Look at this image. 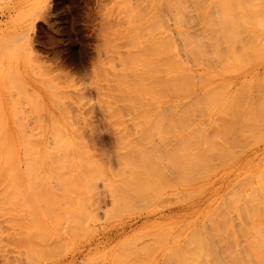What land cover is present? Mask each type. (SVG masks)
<instances>
[{"label":"rangeland","instance_id":"374dc122","mask_svg":"<svg viewBox=\"0 0 264 264\" xmlns=\"http://www.w3.org/2000/svg\"><path fill=\"white\" fill-rule=\"evenodd\" d=\"M198 1L0 0V264H264V0Z\"/></svg>","mask_w":264,"mask_h":264},{"label":"bare ground","instance_id":"6f19581e","mask_svg":"<svg viewBox=\"0 0 264 264\" xmlns=\"http://www.w3.org/2000/svg\"><path fill=\"white\" fill-rule=\"evenodd\" d=\"M171 1H172V0H171ZM194 1H196V0H194ZM197 1H198V0H197ZM212 1H213V0H212ZM217 1H220V0H217ZM230 1H231V0H230ZM233 1H235V0H233ZM237 1H238V3L240 2L239 0H237ZM243 1H244V0H243ZM243 1L241 0L240 5L237 4V6H236V4H234V6H235L234 8H236L237 11H236V9L232 8V7H233V5H232L233 2H232V1H231V2L228 1L229 3L226 2V3H228V7H227L226 5H224V4H225V2H224V4H223L224 6H223V7H224V8L227 7V8H226L227 10L225 9V11L230 12V10H232V12H231L230 14L226 13V15L228 14V15H229L228 17H230V15H231L232 17H234L233 15H236V16H238L239 18H240V16H241V19L243 18L242 20H244L245 22L242 21L241 19H239V18H237V17L235 16V21L238 20V22H236V23H238V25H244V24H247L248 22H251V19H252V22H253V23H250V25H251V24H255V23H254L255 19H253L254 17L252 18L253 13H252V15L250 14L251 12H250L249 14H247V13H248V7H247V10H246V8H244V9H243V7L241 8V6H242V2H243ZM260 1H261V0H260ZM175 2H176V1L174 0V4H172V5H173L174 7H177V6H178V7H177L178 9H176V8H175V9L173 8V9H174L175 11L178 10V11H177L178 13H179V9H180V8L182 9V8H186V7H187V6L184 7V6H185V4H183L184 2L181 3L180 0H179L178 2H176V3H175ZM179 2L181 3L180 8H179V5H180ZM185 2H187V1H185ZM189 2H190V0H189ZM198 2H199V4H200V3H201V0L198 1ZM204 2H205V1H204ZM210 2H211V0H210ZM215 2H216V1H213V3H215ZM222 2H223V1L221 0L220 3H222ZM244 2H245V1H244ZM244 2H243V3H244ZM247 2H248V1H246V4H247ZM196 3H197V2H196ZM196 3H195V4H196ZM202 3H203V0H202ZM218 3H219V2H218ZM230 3H231V4H230ZM236 3H237V2H236ZM250 3H251V2H250ZM182 4H183L184 6H183ZM215 4H217V2H216ZM172 5H171V6H172ZM176 5H177V6H176ZM200 5H201V4H200ZM202 5H204V4H202ZM207 5H208V4H207ZM210 5H211V6H210ZM218 5H219V7L217 8V5H215L216 7H214V5L212 6V4H209L208 7H209V6H210V7H209L208 9H210V10H208V13H210V11H211V7H214V8H212V9H213V10H214V9H215V10L218 9L219 11L217 10V12H220V14L222 15V16H221V19H222V17L225 18V19H227L228 17L224 14V12H225V11H224V8L221 7V9H219V8H220V5H222V4H218ZM251 5H252V4H251ZM182 6H183V7H182ZM188 6H189V5H188ZM196 6H197V5H196ZM229 6H230V7H229ZM243 6H244V4H243ZM247 6H248V4H247ZM197 7H199V6H197ZM201 7H203V6H201ZM204 7L206 8V6H204ZM244 7H245V6H244ZM187 8H189V7H187ZM231 8H232V9H231ZM238 8L242 9L243 11L245 10V14H244V12L239 11ZM249 8H250V7H249ZM181 9H180V12H182ZM203 9H204V8H203ZM222 9H223V10H222ZM251 9H252V8H251ZM182 10H183V9H182ZM185 10H186V9H185ZM201 10H202V9H201ZM206 10H207V8H206ZM213 10L211 11V13L213 12ZM220 10H222V11H220ZM187 11H188V10H187ZM223 11H224V12H223ZM233 11H234V13H233ZM172 12H173V11H172ZM177 12H176V14H174V15H177V14H178ZM214 12H215V11H214ZM217 12L213 13L214 15H212V16L214 17V16L217 14ZM222 12H223V13H222ZM236 12H237V14H236ZM240 12H241V13H240ZM246 12H247V13H246ZM259 12H260V11H259ZM184 13H185V12H184ZM211 13H210V15H211ZM261 13H262V10H261ZM179 14H180V13H179ZM220 14H219V15H220ZM232 14H233V15H232ZM184 15H185V17H186V14H184ZM189 15H190V14H189ZM210 15H209V16H210ZM223 15H225L227 18H226L225 16H223ZM244 15H245V16L248 15V16L245 17ZM250 15H251V16H250ZM180 16H181V15H180ZM180 16H178V17H180ZM242 16H244L245 18L242 17ZM249 16H250V17H249ZM182 17H183V15H182ZM185 17H183V18H185ZM189 17H190V16H189ZM210 17H211V16H210ZM213 17H211L209 20H211V19L213 20ZM207 18H208V16H207ZM214 18H215V17H214ZM216 18H219V17L216 16ZM216 18L214 19L215 22H216V20H217ZM236 18H237V19H236ZM246 18H248L247 21L245 20ZM219 19H220V18H219ZM221 19H220V20H221ZM229 19H230V18H228V20H229ZM232 19L234 20V18H232ZM186 20H188V19L186 18ZM207 20H208V19H207ZM209 20H208V21H209ZM212 20L209 21L210 24H211V22L213 23ZM228 20H227V21H228ZM257 20H258V19H257ZM221 21H222V20H221ZM230 21H231L230 24L233 25L234 22H232V20H230ZM259 21H260V20H259ZM262 21H263V20H262ZM187 22H189V21H187ZM206 22H207V21H206ZM215 22H214V23H215ZM217 22L220 23L218 20H217ZM239 22H240V24H239ZM241 22H244V23L242 24ZM246 22H247V23H246ZM214 23H213V24H214ZM221 23L224 25V27H223V25H221ZM221 23H220V25H219L220 28H222L221 31L224 30V31L226 32V30L228 31V29H230V27L227 26L228 24H226V23H229V21H228V22L225 21V24H226V25H225L223 22H221ZM213 24H211V25H213ZM216 24H217V23H216ZM234 24H235V23H234ZM258 24H259V23H258ZM184 25H186V24H184ZM214 25H215V24H214ZM214 25H213V26H214ZM213 26H211V27H213ZM215 26H216V25H215ZM221 26H222V27H221ZM225 26H227V28H226ZM230 26H231V25H230ZM209 27H210V26H209ZM211 27H210V28H211ZM217 27H218V26H217ZM217 27H214V28H217ZM232 27H233V26H232ZM238 27H239V26H238ZM246 27H248V26H246ZM252 27H253V25H252ZM214 28H212V29L214 30ZM223 28H226V29H223ZM236 28H237V27H236ZM239 28H240V27H239ZM242 28L244 29V26H243ZM250 28H251V27H250ZM218 29H219V27L217 28V31L219 32ZM233 29H234V28H233ZM233 29L231 28V30H233ZM251 29H253V28H251ZM173 30H174V29H173ZM209 30H211V29H209ZM213 30H212V31H213ZM248 30H249V29H248ZM248 30H247V31H248ZM214 31H215V30H214ZM217 31H216V32H217ZM221 31H220V32H221ZM235 31H236V30H235ZM235 31H234V32H235ZM237 31H238V34H239V32H240V33L243 32L242 30L240 31V29H238ZM220 32H219V33H220ZM228 32H229V31H228ZM251 32H252V31H251ZM254 32H255V30H254ZM222 33H223V32H222ZM222 33H221V35L224 36V37H225V35L228 34V33H227V34H222ZM235 33H237V32H235ZM244 33H245V32H244ZM248 33H250V31H249ZM248 33H247V34H248ZM181 34H182V33H181ZM183 34H184V33H183ZM183 34H182V36H183ZM238 34H237V36H238ZM250 34L252 35V33H250ZM184 35H185V34H184ZM243 35H244V34H241V35L238 36V38H237L238 41H237V44L235 45V47L239 45V48H238V49L235 48V49L237 50L236 52H238V53H240V51H242V49L245 50V47L243 48V46H246V45H249V46H250V44H251V43H249V44L246 43V42H249L250 39H247V38H248V37H246L247 35H246V36L244 35L245 39H247V40H245L244 37H243ZM248 35H249V34H248ZM254 35H255V34H254ZM187 36H188V35H187ZM167 37H169V36H167ZM224 37H222V38L224 39ZM230 38H231V37H230ZM249 38H251V36H249ZM257 38H258V37H257ZM257 38H256V40H257ZM261 38H262V37H261ZM184 39H185V38H184ZM184 39H183V40H184ZM227 39H229V38H227ZM237 39H236V40H237ZM254 39H255V38H254ZM187 40H188V39H187ZM230 40H231V39H230ZM230 40H228V41H230ZM244 40H245V42H244ZM259 40H260V38L258 39V41H259ZM168 41H170V39H169ZM181 41H182V40H181ZM200 41H201V40H200ZM242 41H243L244 43H246V45H245V44H242ZM250 41H251V40H250ZM159 42H160V41H159ZM159 42H158V41L156 42V46H157V47H158V45H160ZM182 42H183V41H182ZM185 42H186V40H185ZM185 42H184V43H185ZM201 42H202V41H201ZM201 42H200V43H201ZM235 42H236V41H235ZM157 43H158V44H157ZM184 43H182V44H184ZM238 43H239V44H238ZM255 43H257V42H255ZM168 44H169V43H168ZM198 44H199V43H198ZM215 44H216V43H215ZM232 44H233V43H232ZM170 45H171V44H170ZM184 45H185V44H184ZM255 45H256V44H255ZM186 46H187V45H186ZM249 46H246V50H245V51H247V50H249L250 48H252V46H250V48H248ZM182 47H183V46H182ZM158 48H159V47H158ZM158 48H157V50H159ZM183 48H184V47H183ZM247 48H248V49H247ZM253 48H254V47H253ZM187 49H189V48H187ZM160 50H163V49L160 48ZM184 50H185V49H184ZM184 50H183V51H180V52H184ZM238 50H240V51H238ZM250 50L253 52V49H250ZM255 50H257V49H255ZM167 51H168V50H167ZM185 51H186V50H185ZM198 51H199V50H198ZM203 51H204V50H203ZM245 51H244V52H245ZM251 51H250V52L247 51L246 54H248V55L250 56L251 54H249V53H251ZM178 52H179V51H178ZM189 52H190V51H189ZM189 52H188V53H189ZM193 52H194V51H192V54H193ZM196 52H197V51H196ZM196 52H194V55H196ZM199 52H200V51H199ZM205 52H206V51H205ZM242 52H243V51H242ZM242 52H241V53H242ZM243 54H244V53H242V56H241V57L238 56V57H239V59H238L239 61L237 60V61L240 62L241 64L244 62V58H243V60H241L242 57H243L244 55L247 56L246 54H244V55H243ZM252 54H253V53H252ZM254 54H255V53H254ZM171 55H172V54H171ZM171 55H170V57H171ZM198 55H199V54H198ZM236 55H237V53H236ZM240 55H241V54H240ZM173 56H174V55H173ZM245 56H244V57H245ZM249 56H247L245 59H247V60L250 59L251 57H249ZM142 57H144V56H142ZM145 57H146V56H145ZM174 57H175V56H174ZM174 57H172L171 59H175ZM194 57H195V56H194ZM235 57H236V56H235ZM157 58H158V57H157ZM240 58H241V59H240ZM252 58H253V57H252ZM147 59H148V58H147ZM169 59H170V58H169ZM176 59H177V58H176ZM176 59H175V60H176ZM144 60H145V58H144ZM240 60H241V61H240ZM250 60H251V59H250ZM149 61H151V60H149ZM164 61H165V60H164ZM176 61H178V60H176ZM176 61L173 60V62H175V66L177 65ZM242 61H243V62H242ZM261 61H262V60H261ZM138 62H140V61H138ZM142 62H143V61H142ZM153 62H154V61H153ZM157 62H158V61H157ZM245 62H246V60H245ZM247 62H248V61H247ZM251 62H252V61H251ZM258 62H259V61H258ZM149 63H151V62H149ZM248 63H249V62H248ZM248 63H247V65H248ZM260 63H262V62H260ZM260 63H259V64H260ZM146 64H148L147 61H146ZM146 64H145V65H146ZM156 64H158V63H156ZM156 64H155V65H156ZM243 64L245 65V63H243ZM253 64H254V63H253ZM256 64H257V62H256ZM256 64H254L255 66H253V65L251 64V66H249L248 68L246 67V69H242V67H243V68L245 67V66H243V65H240V66H239V67L242 66L241 68H238V65H237L238 70L241 69V70H239V72H237L238 74L235 75V77L237 76L235 81L238 82V85H239V83H241V85H243L244 83H245V84H246V83H249L250 80H251L252 78H254V77H256V76L258 77V76H260L262 73L264 74V62H263V64H262L261 66H258V65H256ZM181 65H182V64H181ZM147 66H148V65H147ZM147 66H146V67H147ZM151 66H153V65H151ZM177 66H178V65H177ZM183 66H184V65H183ZM149 67H150V64H149ZM168 67H169V65H168ZM170 67H171V68L174 67L173 64L170 65ZM179 67H180V66H179ZM179 67H178V69H180ZM151 68H152V67H151ZM155 68H156V67H155ZM176 68H177V67H176ZM176 68L174 67V69H176ZM181 68H182V67H181ZM237 68L234 67V69H235L236 71H237ZM147 70H148V69H147ZM153 70L155 71L156 69H154V67H153ZM176 70H177V69H176ZM151 71H152V70H151ZM135 72H136V71H135ZM136 73L138 74V77H139V73H138V72H136ZM142 73H143V74H142L143 77L146 78V77L144 76V74L147 73V72H145V73L142 72ZM260 73H261V74H260ZM147 74H148V73H147ZM147 74H146V75H147ZM138 77H136V78H138ZM141 77H142V76H141ZM148 77H149V76H148ZM148 77H147V78H148ZM261 77H262V75H261ZM144 78H143V79H144ZM150 78H152V77H150ZM247 79H249V80H247ZM257 79H258V78H257ZM259 79H261V78H259ZM259 79H258V80H259ZM141 80H142V79H141ZM141 80H140V82H141ZM145 80H146V79H145ZM145 80H144V81H145ZM149 80H150V79H149ZM152 80H153V79H152ZM152 80H151V81H152ZM252 80H253V79H252ZM252 80H251V81H252ZM261 80H262V79H261ZM261 80L258 81V83H257V81H256V83H255V82H254V83H255L256 85H258L259 83H261ZM137 81H138V80H137ZM137 81H136V83H137ZM144 81L142 80V82H144ZM151 81H150V82H151ZM174 81H175V80H174ZM235 81H234V79H233V82H232V83H233V84H234V83L236 84ZM246 81H248V82H246ZM138 82H139V81H138ZM154 82H156V81L154 80ZM152 83H153V81H152ZM158 83H159V82H158ZM252 83H253V82H252ZM263 83H264V82H263ZM159 84H160V83H159ZM159 84H156V85H159ZM249 84H250V83H249ZM249 84H248L247 86H249ZM145 85H146V84H144L143 86H145ZM148 85H149V84H148ZM148 85H147V86H148ZM241 85H240V87H242ZM261 85H262V83L260 84V86H261ZM135 86L138 87V86H139V83H138V86H137V85H135ZM143 86L141 85V87L143 88L142 90H144V88H145V87H143ZM244 86H245V85H244ZM253 86H254V84H253ZM263 86H264V85H263ZM150 87H152V86H150ZM154 87H155V86H154ZM154 87H153V88H154ZM157 87H158V86H157ZM186 87H187V85H186ZM186 87H185V88H186ZM245 87H246V86H245ZM245 87H244V88H245ZM249 87H250V86H249ZM249 87H248V88H249ZM261 87H262V86H261ZM261 87H260V88H261ZM139 88H140V87H139ZM185 88H184V90L187 89V88H186V89H185ZM238 88H239V87H238ZM244 88L242 87V89H244ZM253 88H255V87H253ZM260 88H259V87L257 88V86H256V89H257V90L260 89ZM262 88H263V87H262ZM262 88H261V89H262ZM148 89L150 90L149 87H148ZM151 89H152V88H151ZM236 89H237V88H236ZM145 90H147V89L145 88ZM180 90H182L181 87H180ZM238 90H241V88L238 89ZM245 90H246V89H245ZM249 90H250V89H249ZM249 90H248V91H249ZM257 90H256V91H257ZM147 91H148V90H147ZM147 91H146V92H147ZM177 91H179V90H177ZM144 92H145V91H144ZM239 92H240V91H239ZM239 92H238V94H239ZM254 92H255V90H254ZM206 93H207V92H206ZM242 94H243V93H242ZM251 94H254V93H251ZM205 95H206V94H205ZM258 96H259V95H258ZM258 96H257V97H258ZM208 97H209V96H208ZM208 97H207V98H208ZM248 97H249V96H248ZM252 97H253V96H252ZM146 98H147V97H146ZM154 98H156V97H154ZM238 99H239V98H238ZM244 99H246V98H244ZM247 99H248V98H247ZM254 100H255V99H254ZM258 100H259V99H258ZM252 101H253V100H252ZM258 103H259V102H258ZM231 106H232V105H231ZM223 109H226V108H223ZM230 110L232 111V109H230ZM224 111H225V110H224ZM229 112H230V111H229ZM223 114H224V113H223ZM223 114H222V115H223ZM219 115H221V114H219ZM222 115H221V116H222ZM227 115H228V114H227ZM216 118H217V117H216ZM218 118H220V116H219ZM241 118H242V117H241ZM220 119H221V118H220ZM220 119H219V120H220ZM223 119H226V118H223ZM223 119H222V120H223ZM229 119H230V118H229ZM222 120H221V121H222ZM227 121H228V120H227ZM230 121H231V120H230ZM224 122H225V120H224ZM245 122H246V121H245ZM221 123H222V122H221ZM238 123H239V122H238ZM226 125H227V124H226ZM235 125H236V124H235ZM224 127H225V126H224ZM232 127H233V126H232ZM234 128H235V127H234ZM224 129L226 130V128H224ZM224 129H222V131H223ZM230 129H231V128H230ZM230 131H231V130H230ZM236 132H237V131H236ZM238 132H240V131H238ZM242 132H243V131H242ZM225 133H226V132H225ZM229 134H230V133H229ZM231 134H232V132H231ZM238 134H239V133H238ZM245 138H246V137H245ZM245 138H244V139H245ZM248 138H249V137H248ZM222 139H223V138H222ZM240 139H241V138H240ZM230 140H231V138H230ZM243 141H244V140H243ZM245 141H246V140H245ZM236 142H237V141H236ZM249 143H250V142H249ZM0 144H2V143H0ZM25 144H26V143H25ZM238 144H239V143H238ZM240 144H241V143H240ZM240 144L238 145V147H240ZM242 144H243V143H242ZM6 145H7V144H5L4 148L7 147V146L9 147V145H7V146H6ZM27 145H28V143H27ZM27 145H25V152H26V150H27V149H26V148H27V147H26ZM63 145H64V144H63ZM61 146H62V145H61ZM65 146H66V145H65ZM69 146H70V145H69ZM241 146H242V145H241ZM11 147H12V146H11ZM11 147H10V150H9L10 152H9L8 154H10L11 152H12V154L14 153L13 148H12V150H11ZM63 147H64V146H63ZM220 147H221V145H220ZM225 147H226V146H225ZM64 148H65V147H64ZM70 148H71V146H70ZM218 148H219V147H217V149H218ZM243 148H244V146H243ZM247 148H248V147H247ZM8 149H9V148H8ZM8 149H7V150H8ZM65 149H66V148H65ZM65 149H64V150H65ZM64 150H63V151H64ZM67 150H70V149L68 148ZM229 150H230V149H229ZM5 151H6V149H5ZM5 151H4V152H5ZM263 151H264V149H263ZM263 151H262V152H263ZM4 152H2V153L5 154ZM65 152H66V151H65ZM219 152H220V151H219ZM219 152H218V153H219ZM227 152H228V151H227ZM262 152H261V153H262ZM8 154H7V156H8ZM14 154H15V153H14ZM66 154H67V152H66ZM68 154H69V153H68ZM239 154H241V153L239 152ZM1 155H2V154H1ZM10 155H11V154H10ZM213 155H214V154H213ZM220 155H222V153H221ZM247 155H248V154H247ZM256 155H257V156H256ZM3 156H4V155H3ZM5 156H6V155H5ZM12 156H13V155H12ZM227 156H228V155H227ZM248 156H249V157H247L246 159L243 160L244 163H243L242 161H241L240 163H241V164H242V163H243V164H247V163H250V164H251L252 161H253V162L257 161V158H259L260 154H253V156H250V155H248ZM202 157H203V156H202ZM234 157H235V156H234ZM234 157H232V158L234 159ZM45 158H46V157H45ZM263 158H264V156L261 157V158L259 159L258 163H257V162H255V163H257V164L261 163V161L263 160ZM213 159H215V158H213ZM200 160H201V159H200ZM2 161H4V160H2ZM207 161H208V159H207ZM201 162H202V161H201ZM211 162H212V160H211ZM1 163H2V162H1ZM240 163H239V164H240ZM2 164H3V163H2ZM4 164H5V162H4ZM195 164H196V163H195ZM201 164H202V163H201ZM241 164H240V166H241ZM26 165H28V164H26ZM80 165H81V163H80ZM210 165H211V164H210ZM212 165H214V164H212ZM0 166H2V165H0ZM6 166H7V165H6ZM28 166H29V165H28ZM28 166H27V167H28ZM43 166H44V165H43ZM45 166H46V164H45ZM81 166H82V165H81ZM197 166H198V165H197ZM246 166H248V164H247ZM251 166H252V165H251ZM46 167H47V166H46ZM25 168H26V167H25ZM31 168H32V167L30 166V169H31ZM250 168H251V167H250ZM5 169H7V168H5ZM26 169L28 170L29 168H26ZM33 169H34V167H33ZM35 169H36V167H35ZM188 169H189V168H188ZM263 169H264V168H263ZM183 170H184V169H183ZM0 171H1V170H0ZM28 171H29V170H28ZM28 171H26V174L28 173ZM34 171H35V170H34ZM262 171H263V170H262ZM13 172H14V171H13ZM24 172H25V171H24ZM30 172H31V171H30ZM178 172H179V171H178ZM1 173H2V172H1ZM33 173H34V172L32 171V174H33ZM179 173H181V172H179ZM189 173H190V172H189ZM195 173H196V172H195ZM3 174H4V173H3ZM3 174H2V175H3ZM7 174H9V173H7ZM17 174H18V172H17ZM187 175H188V174H187ZM5 176H6V174H5ZM8 176H9V175H7L6 177L8 178ZM14 176H15V174H13V177H14ZM17 176H18V175H17ZM21 176H22V175H21ZM26 176H28L27 181H32V186H31V183H30V182L28 183V184H30V187H31V188H33L34 186H36L35 183H37V186H38V185H41L40 182H39V184H38V182L35 181L36 179L34 178V176L30 175V177H31V176L33 177L32 179L29 177V173H28ZM26 176H25V177H26ZM190 176H191V175H190ZM261 176H262V175H261ZM261 176H260V177H261ZM10 177L12 178V175L9 176V179H8V180H10ZM172 177H173V176H172ZM180 177H181V176H180ZM263 177H264V174H263ZM263 177H261V178H263ZM3 178H4V180H5V177H3ZM15 178H16V177H15ZM15 178H12V179H14V180H12L13 183L16 181ZM17 179L20 180V178H17ZM28 179H30V180H28ZM33 179H35V180H33ZM73 179H74V178H73ZM180 179H181V178H180ZM247 179L250 180L249 177H248ZM1 180H2V178H1ZM38 180H39V179H38ZM168 180H169V179H168ZM263 180H264V179H262V181H261V179H260V182L263 183ZM20 181H21V180H20ZM20 181H19V182H20ZM76 181L78 182V180H75V182H76ZM169 181H170V180H169ZM242 181H243V179H242ZM0 182L3 183V181H0ZM8 182H9V181H8ZM33 182H35V183H33ZM69 182H71V181H69ZM75 182H74V184H75ZM77 182H76V183H77ZM171 182H172V181H171ZM239 182H240V181H239ZM17 183H18V181L15 182L14 184L17 185ZM24 183H25V182H24ZM41 183H42V182H41ZM72 183H73V182H72ZM72 183H69L70 186H71ZM172 183H173V182H172ZM262 183H260V184H262ZM3 184H4V183H3ZM3 184H2V186H3ZM33 184H35V185L33 186ZM74 184H72V185H74ZM170 184H171V183H170ZM245 184H247V183H245ZM7 185H8V184H7ZM10 185H11V184H10ZM12 185H13V184H12ZM21 185H22V187H21ZM43 185H44V184H43ZM43 185H42V187H43ZM77 185H78V183H77ZM236 185H237V183H236ZM242 185H243V184H242ZM263 185H264V183H263ZM4 186H6V185L4 184ZM78 186H79V185H78ZM174 186H175V185H174ZM234 186H235V185H234ZM234 186H233V187H234ZM238 186H239V183H238ZM238 186H237L236 188H238ZM7 187H9V185H8ZM10 187H12V186H10ZM13 187H15V189H13V191L15 192V190H17L18 192L22 193L21 195H23V198H24V197L27 198L29 195H31V197H32V194L34 195V193H35L37 190L39 191L38 188H40V187H37V188L35 187V188L37 189V190H34L35 192H34L32 189L29 190V191H27V190H25V189H26V183H25V185H23L22 182H21L19 188H20V189H23V191L20 190L19 188H18L19 190L16 189L17 187H16L15 185H14ZM44 187H45V185H44ZM261 187H262V188H261ZM261 187H259V189L262 190V191H264V190H263V189H264V188H263L264 186H261ZM3 188H4V187H3ZM234 188H235V187H234ZM236 188H235V189H236ZM239 188H240V187H239ZM257 188H258V187H257ZM257 188H256V189H257ZM4 189H5V188H4ZM11 189H12V188H11ZM33 189H34V188H33ZM42 189H43V190H41L42 193H40V194L45 193V192H46L45 190L47 189V187L42 188ZM259 189H257V191H258ZM239 190H240V189H239ZM260 190H259V194H258L259 196H260ZM13 191L10 190L11 193H12ZM17 191H16V192H17ZM30 191H33L34 193L30 194V193H31ZM47 191H48V189H47ZM240 191H241V190H240ZM253 191H254V193H255V188H254ZM257 191H256V193H258ZM6 192H7V191H6ZM25 192H29V193L26 194ZM230 192H231V191H230ZM2 193H3V192H2ZM237 193H239V192H237ZM254 193H252V196H253ZM0 194H1V192H0ZM4 194H5V193H4ZM8 194H9V193H8ZM12 194H14V193H12ZM35 194H36L37 196H38V195L40 196V194H39L38 192L35 193ZM46 194H47V193H45L44 195L46 196ZM48 194H50L49 191H48ZM261 194H262V193H261ZM16 195H17V194H16ZM27 195H28V196H27ZM233 195H234V194H233ZM243 195H244V194H243ZM255 195H256V194H254V200H255V202L257 203V202H259V200L257 199L259 196L256 195L257 197H255ZM262 195H263V194H262ZM262 195H261V196H262ZM5 196L7 197V195H5ZM11 196H13V195H11ZM42 196H43V195H42ZM42 196L40 197L41 199H42ZM47 196H48V195H47ZM234 196H238V194H237V195H234ZM0 197H1V196H0ZM9 197H10V196L8 195V198H9ZM13 197H14V196H13ZM16 197H19V196H16ZM35 197H36V196H35ZM35 197H32V198L35 199ZM231 197H232V196H231ZM243 197H244V196H243ZM243 197H242V198H243ZM262 197H263V196H262ZM10 198H11V197H10ZM10 198H9V199H10ZM23 198H22V200H23ZM32 198H31V199H32ZM37 198H38V197H37ZM37 198L35 199V201H36V200L38 201V199H40V198H38V199H37ZM46 198H47V197H46ZM259 198H261V197H259ZM263 198H264V197H263ZM263 198H261V206H260V210H262V211H263L262 206H264V205H263V204H264V199H263ZM11 199H12V198H11ZM14 199H15V201H16V198H14ZM29 199H30V196H29ZM31 199H30V200H31ZM34 199L31 200V201H34ZM234 199H235V198H234ZM247 199H248V198H246V201H247ZM249 199H251V194H250V198H249ZM249 199H248L247 203L249 204L248 206L250 207V203H252V202L249 201ZM256 199H257V200H256ZM30 200H28V198H27V199L24 200V201H30ZM42 200H43V201H47V199L45 200V198L42 199ZM42 200H41V201H42ZM262 200H263V201H262ZM2 201H3V200H2ZM7 201H8V200H7ZM18 201H21V200L19 199ZM233 201H234V200H233ZM244 201H245V200H244ZM244 201L242 200V203H243ZM253 202H254V201H253ZM255 202H254V204H256ZM262 202H263V203H262ZM240 203H241V202H240ZM241 205H242V204H241ZM244 205H245V204L243 203V206H244ZM243 206H241V207H243ZM246 206H247V205H246ZM256 206H257V204H256ZM239 208H240V205H239ZM241 209H243V208H240V210H241ZM247 209H248V207H247ZM251 209H252V208H251ZM251 209H250V210H251ZM242 211H243V210H242ZM242 211H240L241 213H239V214H242L241 216H243V215L245 214V213H243V212H245V211H243V212H242ZM247 211H248V210H247ZM253 211H256V209L253 208ZM253 211L251 210V211H249V213H247V212H246V213L250 215V212L253 213ZM254 213H255V212H254ZM261 213H262V212H261ZM263 213H264V212H263ZM247 214H246V216H244V217H247ZM261 216H263V214H261ZM249 218H250V217H248V218H246V219L248 220ZM253 218H254V217L252 216V219H253ZM256 219H257V218H256ZM222 221H223V220H222ZM222 221H221V222H222ZM248 221H249V220H248ZM253 221H254V220H253ZM249 222H250V221H249ZM223 223H224V221H223ZM225 224H227L226 221H225ZM250 224H251V222H250ZM258 224H259V223L256 222V225H258ZM221 225H222V224H221ZM221 225H220V226H221ZM252 225H253V226H256L254 223H252ZM252 225H250V226H252ZM260 225H261V223H260ZM253 226H252V227H253ZM257 227H258V226H257ZM257 227H256V228H257ZM221 228H222V227H221ZM249 228H250V227H249ZM251 229H253V228H251ZM218 230H219V229H218ZM244 230H245V229H244ZM255 230H256V229H255ZM120 231H121V230H120ZM220 231H222V230H220ZM258 231H259V230H258ZM216 232H217V230H216ZM216 232H215V233H216ZM244 232H245V231H244ZM244 232H243V234H244ZM220 233H221V232H220ZM218 234H219V232H218ZM245 234H246V233H245ZM258 234H259V233H258ZM252 235H253V234H252ZM110 236H111V235H110ZM112 236H113V235H112ZM114 236H115V235H114ZM116 236H117V235H116ZM221 236H223V234H221ZM245 236H246V235H245ZM245 236H244V237H245ZM248 236H249V233H248ZM258 236H260V235H258ZM258 236H257V237H258ZM213 237H214V236H213ZM228 237H230V235H228L227 238H228ZM246 237H247V236H246ZM106 238H107V237H105V239H106ZM222 238H223V237H222ZM225 238H226V237L224 236V239H225ZM255 238H256V236H255ZM107 239H108V238H107ZM218 239H219V238H218ZM228 239H229V238H228ZM230 239H231V238H230ZM108 240H109V239H108ZM233 240H234V238H233ZM229 241H230V240H229ZM229 241H228V242H229ZM254 242H255V239H254ZM223 243H224V242H223ZM225 243H226V242H225ZM238 243H239V242H238ZM256 243H257V241H256ZM258 243H259V242H258ZM219 244H220V242H219ZM219 244H218V245H219ZM201 245H202V244H201ZM211 245H212V244H211ZM221 245H223V244H221ZM221 245H220V246H221ZM263 247H264V246H263ZM263 247H262V249H264ZM211 248H213V247H211ZM257 248H258V247H257ZM225 249H226V248H225ZM225 249H224V251H222V252H225ZM202 250H203V249H202ZM207 250H208V249H207ZM209 250H210V249H209ZM211 250H212V249H211ZM260 250H261V248H260ZM217 251H218V250H217ZM227 251H228V250H227ZM257 251H258V250H257ZM263 251H264V250H263ZM263 251H261V252H263ZM208 252H209V251H208ZM208 252H207V253H208ZM218 252H219V251H218ZM229 252H230V251H229ZM229 252H228V253H229ZM231 252H232V251H231ZM236 253H237V252H236ZM236 253H235V254H236ZM20 254H21V253H20ZM214 254H215V253H214ZM220 254H222V253H220ZM3 255H4V254H3ZM216 256H217V255H216ZM227 256H229V255H227ZM237 256H238V255H237ZM207 257H208V256H207ZM233 257H234V256H233ZM233 257H232V258H233ZM74 259H75V258H72L71 261H70L69 263H72V261H73ZM235 260H236V259H235ZM223 261H224V260H223ZM238 261H240V260H237V262H238ZM221 262H222V260H221ZM234 262H235V261H234ZM219 263H220V262H219ZM224 263H225V262H224ZM231 263H232V262H231ZM240 263H241V261H240ZM61 264H62V263H61ZM66 264H67V263H66ZM222 264H223V263H222ZM227 264H228V263H227Z\"/></svg>","mask_w":264,"mask_h":264}]
</instances>
